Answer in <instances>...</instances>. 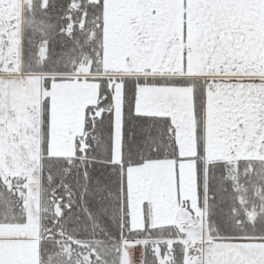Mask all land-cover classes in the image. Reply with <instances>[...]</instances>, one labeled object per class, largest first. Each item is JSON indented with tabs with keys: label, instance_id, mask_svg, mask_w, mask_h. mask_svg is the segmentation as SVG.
I'll return each instance as SVG.
<instances>
[{
	"label": "snow or ice",
	"instance_id": "6c2138e0",
	"mask_svg": "<svg viewBox=\"0 0 264 264\" xmlns=\"http://www.w3.org/2000/svg\"><path fill=\"white\" fill-rule=\"evenodd\" d=\"M0 264H264V0H0Z\"/></svg>",
	"mask_w": 264,
	"mask_h": 264
}]
</instances>
